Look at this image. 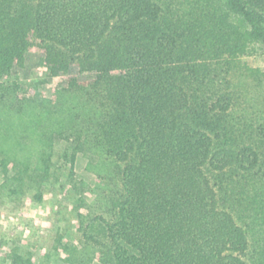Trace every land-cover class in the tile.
Masks as SVG:
<instances>
[{
  "label": "trees",
  "instance_id": "16d2710c",
  "mask_svg": "<svg viewBox=\"0 0 264 264\" xmlns=\"http://www.w3.org/2000/svg\"><path fill=\"white\" fill-rule=\"evenodd\" d=\"M260 46L264 0H0V111L46 112L39 140L62 142L77 193L64 264H264V70L244 60ZM31 52L51 99L20 82ZM38 153L40 170L12 160L21 189L52 176Z\"/></svg>",
  "mask_w": 264,
  "mask_h": 264
},
{
  "label": "rangeland",
  "instance_id": "374dc122",
  "mask_svg": "<svg viewBox=\"0 0 264 264\" xmlns=\"http://www.w3.org/2000/svg\"><path fill=\"white\" fill-rule=\"evenodd\" d=\"M41 57L35 52L28 54L26 65L20 71V82L25 89L36 90L45 99H51L59 80L44 75L40 68ZM244 60L252 67L264 70V46L259 47L256 55ZM75 73L80 80L94 76L77 70ZM50 125L46 112L28 110L17 115L0 111V264H10L9 255L14 250L31 252L36 264H64L63 253L56 252L54 247L61 238L64 244H74L79 238L75 209L77 193L67 180L70 171L62 159L64 145L58 140H53L50 145L39 140ZM49 146L52 151L51 178L42 187L25 184L21 189L14 180L16 169L12 160L29 162L30 166H38L40 170L43 164L38 160V152L49 151ZM74 174L76 180L89 185H95L97 181L83 154L77 157ZM12 189L19 192L10 193ZM36 195H42V200L37 201Z\"/></svg>",
  "mask_w": 264,
  "mask_h": 264
}]
</instances>
